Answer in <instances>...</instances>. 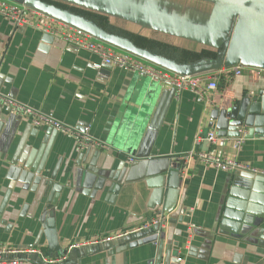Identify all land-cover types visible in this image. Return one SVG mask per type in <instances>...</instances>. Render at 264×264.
Masks as SVG:
<instances>
[{
    "label": "crops",
    "instance_id": "obj_1",
    "mask_svg": "<svg viewBox=\"0 0 264 264\" xmlns=\"http://www.w3.org/2000/svg\"><path fill=\"white\" fill-rule=\"evenodd\" d=\"M5 1L47 13L170 73L216 75L219 90L206 105L191 92L178 98L133 73L97 70L96 56L16 28L0 14V92L68 125L89 126L110 147L78 151L72 136L35 128L0 105V243L50 259L47 213L63 249L59 258H68L73 244L123 235L75 264H264V178L195 160L184 183L179 159L196 149L264 169V137L256 133L207 141L215 131L209 127L214 107L264 91V80L252 81L247 72L236 77L229 67V37L236 32L237 48L264 62V10L245 5L226 35L211 28L216 6L203 0ZM161 216L168 218L161 233L119 242L152 231L140 229ZM154 235L156 242L145 241ZM29 256H20L23 264H48Z\"/></svg>",
    "mask_w": 264,
    "mask_h": 264
},
{
    "label": "built area",
    "instance_id": "obj_2",
    "mask_svg": "<svg viewBox=\"0 0 264 264\" xmlns=\"http://www.w3.org/2000/svg\"><path fill=\"white\" fill-rule=\"evenodd\" d=\"M0 14L11 20L16 28H30L37 30L46 36L62 40L67 44L73 45L80 50H84L89 54L96 56L98 61L95 62L93 66L97 70L105 67H112L124 72L133 73L172 90L178 98L186 91L191 92L206 105H211L213 103L212 93L219 90V79L216 75L211 73L204 75H182L170 73L157 66L149 64L134 55L118 52L111 46L96 40L87 31L74 27L47 13L31 7L17 6L5 0H0ZM231 70L236 77H240L243 72H247L249 79L252 81L264 80V68L249 67L238 64L232 67ZM0 105L6 106L17 116L27 118L35 128L46 126L72 136L76 141L78 151H85L91 148L102 152L110 150V147L106 143L93 138L89 126L78 128L68 125L56 119L52 114H47L34 109L15 98L3 94L2 92H0ZM207 141L212 145L216 144L217 134L215 131L208 135ZM240 144L241 141L239 140L238 145ZM199 145L200 141L197 142V146ZM179 159H182L183 161L181 176L184 183L188 178L190 163L195 160L207 167L226 173H241L256 178H264V169L240 162L234 158L219 156L210 151L204 152L193 149ZM135 160L136 158H129L130 163ZM153 226L160 227L161 231L166 229L168 227V218L166 216L158 217L152 220L151 223L143 226L140 231H143V229H150ZM121 237H123L122 234H116L95 240L79 242L70 246L68 248V253L81 247H86L88 245H101ZM31 254H40L41 256V252L38 250H20L0 243V264H23L24 261L20 260V256ZM41 258L45 263L58 264L64 262L67 259V256L64 255L58 259H48L46 257ZM179 261H182V259L179 258Z\"/></svg>",
    "mask_w": 264,
    "mask_h": 264
},
{
    "label": "water",
    "instance_id": "obj_3",
    "mask_svg": "<svg viewBox=\"0 0 264 264\" xmlns=\"http://www.w3.org/2000/svg\"><path fill=\"white\" fill-rule=\"evenodd\" d=\"M215 4L216 12L211 18V28L217 29L225 33L226 35H231L234 24L239 17L240 13L247 12L245 5H252L259 7L264 10V0H203ZM219 14H223L225 17H220ZM232 36V35H231ZM229 37V41L232 40V48L230 54H232L233 64L229 67H234L238 64H242L249 67L264 68V62L258 61L256 59H250L246 56L249 50H240L237 48V43L239 41L240 35L236 34ZM239 54H244L238 58ZM242 61H240V59ZM221 68V67H220ZM219 68V69H220ZM182 75H191L190 73H185ZM211 122L209 127L217 132L218 138H230L233 140H238L242 137L245 132L250 133V135L256 133L264 137V91L258 93H252L244 96L238 103L226 108L214 107L210 112ZM180 169V165H177ZM47 223V235L49 241V254L51 259H57L63 253V249L59 243L57 232L55 230L54 221L49 218L47 213L43 217ZM160 232V227L154 226L152 231H143L138 234H132L125 238L123 241H132L137 238H142L150 236L153 232ZM156 235V234H155ZM152 236L148 238V242H156L158 237ZM106 245V244H105ZM107 246V245H106ZM103 247V245H102ZM101 248V245L86 246L78 250H74L70 253L68 258L61 264H75L76 260L88 254L91 250H97ZM29 258L37 263H41L40 254H31Z\"/></svg>",
    "mask_w": 264,
    "mask_h": 264
}]
</instances>
